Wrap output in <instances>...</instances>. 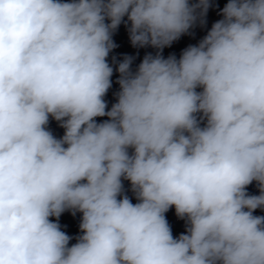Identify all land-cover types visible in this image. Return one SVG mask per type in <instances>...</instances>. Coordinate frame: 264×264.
Masks as SVG:
<instances>
[{
  "label": "clouds",
  "instance_id": "clouds-1",
  "mask_svg": "<svg viewBox=\"0 0 264 264\" xmlns=\"http://www.w3.org/2000/svg\"><path fill=\"white\" fill-rule=\"evenodd\" d=\"M214 4L0 0V264H264V0H227L162 55ZM121 24L157 50L135 71L108 60Z\"/></svg>",
  "mask_w": 264,
  "mask_h": 264
},
{
  "label": "water",
  "instance_id": "water-1",
  "mask_svg": "<svg viewBox=\"0 0 264 264\" xmlns=\"http://www.w3.org/2000/svg\"><path fill=\"white\" fill-rule=\"evenodd\" d=\"M225 3H227V0H215L214 6L210 8L208 11L206 17V21H207L206 25L204 27L197 26L191 30V34H186L181 36L180 39L173 42V44L170 47L164 48L162 55L165 58H167L170 55H175L177 59H179L182 51L185 48H187L189 45L198 44V42L207 34V31L211 29L213 23L222 18L220 15H218V13L220 9L223 8ZM113 40L116 43L117 47L113 49V51L110 53L108 57L109 63L110 64L112 63L113 57H115L116 60L119 62L122 61L125 55L133 56L135 58L131 66L133 71H135L138 68L139 64L142 62L146 54L150 53L152 55H155L157 51L152 47L134 48L131 45L129 34L124 24H121L118 30L114 33ZM113 66L115 68V65ZM118 75L119 74L114 71L112 77V87L105 96V100L109 106V109L111 108L112 104L117 102V97L115 94L119 91V85L116 82L118 79ZM96 119L97 122H102L104 119H107V117H98ZM48 127L49 130L52 131L53 135L56 136L57 138L63 136L64 129L61 128L58 122H56L55 120L50 119V123ZM123 183L126 190V194L129 196V198L132 200L133 203H137L138 201L136 200L135 195L130 190L131 188L130 182L125 180ZM247 191L249 194H253V195L259 194L255 182L252 185L248 186ZM165 215L169 225L171 226L172 234L174 238H178L180 234L186 232L185 221L177 218L174 207H172ZM254 215H264V210L257 209L254 212ZM81 216L82 214L79 212H77V214L73 216L71 212L66 211L61 215L59 219L61 230L64 231L69 236L73 237V239L70 240V246L71 244L76 243L75 238L82 234L79 228ZM52 219L55 220V218Z\"/></svg>",
  "mask_w": 264,
  "mask_h": 264
}]
</instances>
